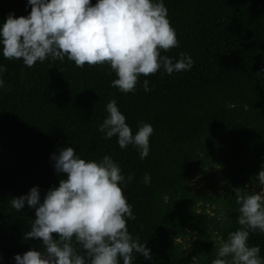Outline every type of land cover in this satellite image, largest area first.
<instances>
[{"label":"trees","instance_id":"trees-1","mask_svg":"<svg viewBox=\"0 0 264 264\" xmlns=\"http://www.w3.org/2000/svg\"><path fill=\"white\" fill-rule=\"evenodd\" d=\"M163 3L179 45L161 54L175 62L185 53L194 64L141 77L134 93L111 86L116 77L107 65L78 68L65 57L29 68L4 59L0 49L7 69L0 74V264L41 250L40 240L24 239L35 210L25 204L17 212L10 201L38 187L42 202L58 187L66 176L56 173L51 156L65 147L86 161L108 155L125 177L133 176L121 185L135 216L127 227L152 256L134 254L133 264H212L220 243L240 227L233 189L251 191L264 166V0ZM30 11L27 0H0V25L10 13ZM113 99L133 134L141 122L152 125L144 160L98 130ZM209 166L220 188L211 184ZM194 177L206 179L209 190L193 187ZM248 244L264 258V233H250Z\"/></svg>","mask_w":264,"mask_h":264},{"label":"clouds","instance_id":"clouds-1","mask_svg":"<svg viewBox=\"0 0 264 264\" xmlns=\"http://www.w3.org/2000/svg\"><path fill=\"white\" fill-rule=\"evenodd\" d=\"M27 17L9 14L0 25V49L7 60H22L29 68L46 60L65 57L78 68L107 65L115 74L111 86L121 93H134L141 77L163 71L169 75L193 67L185 53L173 59L162 52L178 47L163 0H27ZM0 65V74L6 71ZM4 86L0 79V88ZM149 88L147 79L141 85ZM107 117L98 130L105 139L117 138L121 149L133 146L144 160L150 151L151 124L141 122L133 134L126 117L113 99L106 105ZM56 173L65 174L58 187L50 188L41 202L38 187L14 197L11 208L20 212L25 204L35 210L24 239L40 240L41 250L15 255V264H133L134 254L152 259L146 242L129 232L135 220L121 185L133 180L120 165L105 155L86 161L73 147L51 156ZM264 186V166L256 176ZM151 181L145 173L144 183ZM239 206L237 230L221 242L212 264H264L259 246H249L250 233H264V191L234 188ZM55 234V238L54 235Z\"/></svg>","mask_w":264,"mask_h":264},{"label":"rangeland","instance_id":"rangeland-1","mask_svg":"<svg viewBox=\"0 0 264 264\" xmlns=\"http://www.w3.org/2000/svg\"><path fill=\"white\" fill-rule=\"evenodd\" d=\"M210 174V182L215 188H220L221 182L218 180L217 176V170L215 166H209L208 167ZM189 183L193 187L200 188L201 190L207 192L209 190V182L204 179V178H199V177H194L189 180ZM251 191L254 192H261L264 191V186L260 185L259 182L257 181L255 184L251 186ZM188 236V235H187Z\"/></svg>","mask_w":264,"mask_h":264}]
</instances>
